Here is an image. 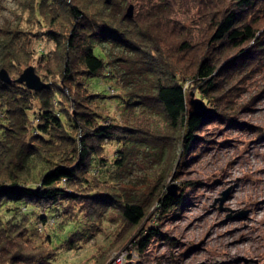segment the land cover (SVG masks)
<instances>
[{
	"label": "trees",
	"instance_id": "trees-1",
	"mask_svg": "<svg viewBox=\"0 0 264 264\" xmlns=\"http://www.w3.org/2000/svg\"><path fill=\"white\" fill-rule=\"evenodd\" d=\"M132 1L31 0L37 17H50L47 30L38 32L54 42L58 61L54 64L49 55L41 54L39 68L47 78L53 76L41 90L0 79V264H58L52 247L33 240L38 236L37 221L47 223L50 216H56L54 225L59 220L75 225L64 239L68 248H75L77 221L57 213L64 202L80 204L100 217L109 207L118 208L127 228L140 226L155 204L153 218L161 219L184 202L183 193L165 191V173L148 190L138 192L129 183L118 186L133 150L155 147L158 155L169 152L174 165L178 143L171 146L169 136L130 118L108 121L109 113L89 107L96 97L106 96L98 84L107 72H114L100 45L109 43L129 52L130 57L123 59L129 63L127 82H134L135 93L127 103L160 110L170 128L185 132L183 159L205 123L231 119L227 118L234 110L231 78L261 65L264 0H199L207 25L205 38L198 43L176 17L177 0H138L147 1V6L129 17L124 10ZM162 27L178 33V41L166 43ZM34 35L40 34L0 27V69L6 68L13 79L23 72L22 60L34 58L25 43ZM181 57L189 58L191 65L180 66ZM148 75L153 80L148 81ZM89 80L93 92L84 91ZM189 90L213 106L210 115L190 113ZM109 141L122 145L113 161L102 156ZM28 207L37 217L33 223L21 220L29 215ZM56 236L54 232L48 244L53 246ZM158 236L164 234L157 227H141L133 240L138 259L126 264H144L143 257Z\"/></svg>",
	"mask_w": 264,
	"mask_h": 264
},
{
	"label": "rangeland",
	"instance_id": "rangeland-1",
	"mask_svg": "<svg viewBox=\"0 0 264 264\" xmlns=\"http://www.w3.org/2000/svg\"><path fill=\"white\" fill-rule=\"evenodd\" d=\"M146 2H129L124 12L127 13L129 6L133 5L134 16L147 6ZM176 2V17L186 23L197 43L201 42L205 38L207 24L199 0ZM96 4V7H100ZM40 19L44 20L43 24L39 23ZM49 20L47 15L36 16L31 0H0L1 28H21L40 34L26 40V46L33 51L34 58L23 59L21 67L24 70L33 65L47 82L53 76L47 78L46 72L39 68L42 65L41 54L44 58L49 55L54 64L58 61L54 42L42 34L49 27ZM260 25L264 31V18ZM163 30L166 43L171 45L178 41V33L171 34L168 28ZM100 47L106 59L112 62L114 72H107L108 76L102 77L98 84V91L106 93V96L96 97L89 102V107L104 114L109 113L108 121L130 118L153 132L169 136L170 140L173 139L171 146L178 143V157L174 156L177 159L174 165L170 164L173 157L169 152L160 156L155 147L133 150L126 158L129 161L118 186L129 183L138 192L148 190L150 186L157 185L160 173H165L162 181L166 186L165 191L168 192L172 184L178 185L177 195L183 193L184 202L174 212L162 215L161 219L153 218L155 204L148 219L140 226L130 228H127L118 208L109 207L100 217L83 210L80 204L64 202V207L60 204L62 211L57 213L66 214V219L71 217L77 221L75 248H68L64 244L67 230L70 227L74 229L75 225L63 224L62 220L54 225L56 216H50L44 224L37 221L38 236L33 239L34 243H45L52 247L58 264H112L119 257L123 258L122 264H126L138 259V249L133 240L141 227H157L164 236L153 240L143 257L144 264H264V58L261 65L256 68L249 66L231 78L233 80L228 87L235 86L231 93L234 110L229 113L231 117H227L231 119L224 121L215 118L205 123L198 133L199 139L183 159L182 149L188 142L185 132L179 133L170 128L160 110L127 103L135 91L134 82H127L129 74L125 68L129 63L123 59L130 57L129 52L109 43ZM181 58L180 66L191 65L189 58ZM146 79L151 81L153 77L148 75ZM87 84L89 89L84 91L93 92L92 81L89 80ZM192 91H188L191 110ZM195 97L202 98L198 92H195ZM121 147L115 141L105 142L102 156L113 161ZM182 159L184 163L181 165ZM227 191L228 197L222 203L221 198ZM28 209L26 212L30 213L26 220H21L33 223L36 214H32L31 207ZM40 209L35 208L39 212ZM245 211L246 216L242 214ZM54 232L58 236L54 238L52 246L47 241L48 238L52 239Z\"/></svg>",
	"mask_w": 264,
	"mask_h": 264
},
{
	"label": "water",
	"instance_id": "water-1",
	"mask_svg": "<svg viewBox=\"0 0 264 264\" xmlns=\"http://www.w3.org/2000/svg\"><path fill=\"white\" fill-rule=\"evenodd\" d=\"M133 5H130L126 15L129 17L133 16ZM0 79L5 82H12L15 80L16 82L25 83L27 87L33 90H41L45 87L46 82L44 79L36 72V69L33 65H29L26 67L23 72L19 75V77L13 79L11 75L9 74L8 70L6 68L0 69ZM191 114H196L198 116L204 117L208 116L213 112V108L208 107V105L205 103V101L202 98L195 97V92H191ZM178 185L172 184L168 187V194L170 195H176ZM228 197V191L224 193V197L221 198V202L223 203ZM244 216L247 215V211L242 213Z\"/></svg>",
	"mask_w": 264,
	"mask_h": 264
},
{
	"label": "built area",
	"instance_id": "built-area-1",
	"mask_svg": "<svg viewBox=\"0 0 264 264\" xmlns=\"http://www.w3.org/2000/svg\"><path fill=\"white\" fill-rule=\"evenodd\" d=\"M122 260L123 258L122 257H119L114 263L112 264H122Z\"/></svg>",
	"mask_w": 264,
	"mask_h": 264
}]
</instances>
